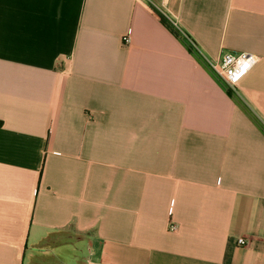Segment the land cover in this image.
<instances>
[{
	"label": "crops",
	"instance_id": "crops-1",
	"mask_svg": "<svg viewBox=\"0 0 264 264\" xmlns=\"http://www.w3.org/2000/svg\"><path fill=\"white\" fill-rule=\"evenodd\" d=\"M153 1L0 0V264H264V0Z\"/></svg>",
	"mask_w": 264,
	"mask_h": 264
},
{
	"label": "built area",
	"instance_id": "built-area-1",
	"mask_svg": "<svg viewBox=\"0 0 264 264\" xmlns=\"http://www.w3.org/2000/svg\"><path fill=\"white\" fill-rule=\"evenodd\" d=\"M151 6L162 15L169 24L181 32L180 24L175 17L167 10L163 3L148 0ZM131 36L124 38V43L129 44ZM261 57L250 52H226L218 60H208L214 73L221 78L230 89L237 88L250 71L260 62ZM178 226L170 224V231H177ZM239 244L245 245L246 240L239 239Z\"/></svg>",
	"mask_w": 264,
	"mask_h": 264
},
{
	"label": "trees",
	"instance_id": "trees-1",
	"mask_svg": "<svg viewBox=\"0 0 264 264\" xmlns=\"http://www.w3.org/2000/svg\"><path fill=\"white\" fill-rule=\"evenodd\" d=\"M157 14H158L157 16L160 18V20L164 23V25H166L168 28H170V30L174 31V33H175L174 28L169 24V22L162 15H160L158 12H157Z\"/></svg>",
	"mask_w": 264,
	"mask_h": 264
},
{
	"label": "rangeland",
	"instance_id": "rangeland-1",
	"mask_svg": "<svg viewBox=\"0 0 264 264\" xmlns=\"http://www.w3.org/2000/svg\"><path fill=\"white\" fill-rule=\"evenodd\" d=\"M85 252H87V250H86ZM54 264H55V263H54Z\"/></svg>",
	"mask_w": 264,
	"mask_h": 264
}]
</instances>
